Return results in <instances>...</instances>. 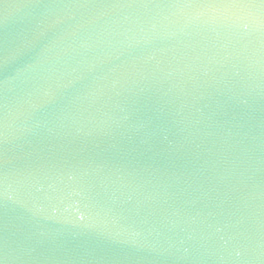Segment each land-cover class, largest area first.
I'll return each instance as SVG.
<instances>
[{"label":"water","instance_id":"water-1","mask_svg":"<svg viewBox=\"0 0 264 264\" xmlns=\"http://www.w3.org/2000/svg\"><path fill=\"white\" fill-rule=\"evenodd\" d=\"M0 264H264V0H0Z\"/></svg>","mask_w":264,"mask_h":264}]
</instances>
